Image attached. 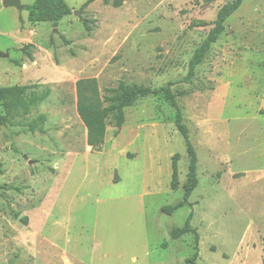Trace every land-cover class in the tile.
<instances>
[{
  "label": "rangeland",
  "instance_id": "1",
  "mask_svg": "<svg viewBox=\"0 0 264 264\" xmlns=\"http://www.w3.org/2000/svg\"><path fill=\"white\" fill-rule=\"evenodd\" d=\"M66 1L72 12L54 26L0 0V87L30 86L31 103L8 113L0 101V264H185L194 235L170 232L191 212L197 264H263L264 0L243 1L188 82L194 51L234 0ZM89 77L102 94L120 81L176 82L198 154L191 206L163 211L183 198L188 171L174 109L141 98L92 150L76 90Z\"/></svg>",
  "mask_w": 264,
  "mask_h": 264
},
{
  "label": "trees",
  "instance_id": "2",
  "mask_svg": "<svg viewBox=\"0 0 264 264\" xmlns=\"http://www.w3.org/2000/svg\"><path fill=\"white\" fill-rule=\"evenodd\" d=\"M95 0H87L81 6L84 10ZM244 0H234L224 4L217 13L214 21V27L209 32L206 39L196 48L190 61L187 75L182 82L191 81L197 67L203 62L209 53L212 45L219 39L226 28L227 19L236 12ZM106 4L113 3L114 6H120L123 0H104ZM29 11L28 19L33 23L50 22L57 26L59 21L71 14L72 9L66 0H35L31 5H25ZM199 25H206L202 22ZM264 68V62H263ZM176 82L170 81L165 86L154 89L144 85H127L123 81L115 87L105 89L102 94L99 82L96 77L81 78L76 82L77 90V111L87 128V142L92 150L101 151L106 139L107 127L112 125L116 128V135L119 134L125 123V109L134 105L139 99L150 95H162L165 102L175 111V125L182 134L186 142L188 154V171L185 182L183 183V198L174 205L163 207V211L173 214L178 209L191 206L190 197L199 184L198 177V154L194 144L191 141L189 128L184 122L181 106L172 90ZM30 86H8L0 87V101L8 113H27L30 110V100L25 97V91ZM5 116H0V124L6 121ZM179 154L173 157V176L172 187L179 188L177 159ZM193 213L191 212L184 225L173 227L170 235L172 239H179L185 234L194 235V253L186 259L185 264H197L200 256L199 252V234L196 228L191 224ZM24 219V218H23ZM264 240V237H263ZM264 250V248H263ZM264 264V254H263Z\"/></svg>",
  "mask_w": 264,
  "mask_h": 264
},
{
  "label": "water",
  "instance_id": "3",
  "mask_svg": "<svg viewBox=\"0 0 264 264\" xmlns=\"http://www.w3.org/2000/svg\"><path fill=\"white\" fill-rule=\"evenodd\" d=\"M5 7H16L19 10H23L25 6L22 4V0H2ZM3 54L0 52V56Z\"/></svg>",
  "mask_w": 264,
  "mask_h": 264
}]
</instances>
